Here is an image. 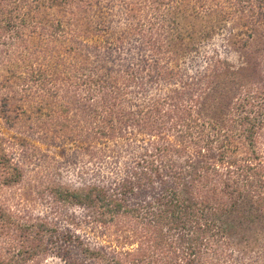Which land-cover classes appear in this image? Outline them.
Masks as SVG:
<instances>
[{"label": "trees", "instance_id": "1", "mask_svg": "<svg viewBox=\"0 0 264 264\" xmlns=\"http://www.w3.org/2000/svg\"><path fill=\"white\" fill-rule=\"evenodd\" d=\"M101 2L0 0L5 123L96 140L108 168L102 180L59 188L51 215L29 220L0 200V264L41 253L67 264H264V84L240 82L218 104L207 86L173 88L171 66L229 22L248 36L263 28L264 0H160L148 24L129 22L118 36L91 18ZM172 8L181 18L169 20ZM135 32L140 57L127 48L118 62ZM16 96L26 105L12 112ZM8 147L1 136L0 187L23 177ZM81 223L100 234L78 232Z\"/></svg>", "mask_w": 264, "mask_h": 264}, {"label": "rangeland", "instance_id": "2", "mask_svg": "<svg viewBox=\"0 0 264 264\" xmlns=\"http://www.w3.org/2000/svg\"><path fill=\"white\" fill-rule=\"evenodd\" d=\"M158 1L160 0H102L101 5L94 8L91 18L94 23L100 22L108 26L107 33L110 36H118L127 31L129 22L148 24V19L153 17L150 6H156ZM162 9L164 12V4ZM180 14V9L172 8L169 20L181 18ZM184 15L182 13V17H189L190 20L198 17L192 11H187ZM168 24L169 30L174 31L176 25L172 22ZM238 25V22H229L225 29L204 38L195 49L171 62V66H175L180 72L178 81H175L177 84L172 87L178 89L183 86L185 90L196 93L200 86L203 90L207 86V97L222 104L233 96L234 87L240 82L264 84V27L254 25L253 34L248 36L237 33ZM179 28L178 26V30ZM184 28L190 29L188 26ZM175 31L178 32L176 29ZM139 36L136 32L130 35L121 49L113 54L118 62H124L125 59L128 62L129 56L123 53L127 48L134 58L140 57L141 52L137 49ZM102 56L108 59L109 55L104 53ZM205 73L208 75L206 78L203 76ZM159 91L155 89L153 93L157 94ZM25 105L23 99L16 96L11 100L9 108L12 112H17ZM2 116L0 112V138L5 136V142L20 165L23 177L18 183L1 186L0 200L20 211L24 218L30 220L34 216L47 213L51 215L53 207L57 206L55 196L63 186L80 187L88 181L104 179L102 175L107 173L108 168L98 158L99 145L96 140L82 144L75 140L77 136L73 137L72 134L75 133L66 134L67 131L60 129V126L48 124L47 130L39 129L29 120L9 127ZM144 129L143 126L136 127L140 135H143ZM73 213L80 218L84 210L75 208ZM59 222L61 225L66 224L63 217H60ZM75 229L93 237L100 234L98 229L84 223L77 225ZM260 243L264 245V238L260 239ZM24 264L67 263L56 255L41 253Z\"/></svg>", "mask_w": 264, "mask_h": 264}]
</instances>
